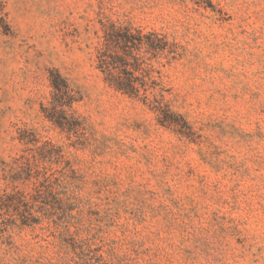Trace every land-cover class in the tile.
<instances>
[{
	"label": "rangeland",
	"instance_id": "rangeland-1",
	"mask_svg": "<svg viewBox=\"0 0 264 264\" xmlns=\"http://www.w3.org/2000/svg\"><path fill=\"white\" fill-rule=\"evenodd\" d=\"M0 6V190L30 155L23 131L60 147L73 178L57 224L0 231V264H264V0ZM110 23L173 44L159 79L185 124L161 126L104 82L96 51ZM51 70L77 93L76 134L40 110Z\"/></svg>",
	"mask_w": 264,
	"mask_h": 264
},
{
	"label": "trees",
	"instance_id": "trees-1",
	"mask_svg": "<svg viewBox=\"0 0 264 264\" xmlns=\"http://www.w3.org/2000/svg\"><path fill=\"white\" fill-rule=\"evenodd\" d=\"M10 26L0 6V32L8 34ZM173 44L155 31L143 32L129 25L110 23L104 26L102 42L96 51V67L104 82L117 92L139 100L155 113L164 127L185 124L171 111L165 100L166 89L159 79V66L174 58ZM51 97L40 110L46 120L69 134L77 133L79 123L69 110L78 100L76 91L58 71L49 72ZM19 136L28 157L14 161L10 175L11 190H0V231H10L39 224L42 220L57 224V205L61 194L70 195L72 169L63 160L60 147L50 141L39 142L34 134ZM25 160V161H24ZM26 183L27 191L17 182Z\"/></svg>",
	"mask_w": 264,
	"mask_h": 264
}]
</instances>
